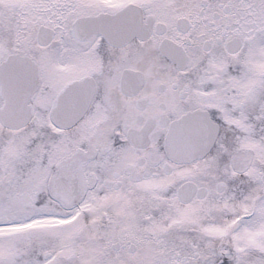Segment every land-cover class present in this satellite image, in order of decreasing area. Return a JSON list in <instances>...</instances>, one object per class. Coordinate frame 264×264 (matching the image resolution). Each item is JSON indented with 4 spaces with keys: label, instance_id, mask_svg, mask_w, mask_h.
<instances>
[{
    "label": "flooded vegetation",
    "instance_id": "flooded-vegetation-1",
    "mask_svg": "<svg viewBox=\"0 0 264 264\" xmlns=\"http://www.w3.org/2000/svg\"><path fill=\"white\" fill-rule=\"evenodd\" d=\"M127 2L129 0H40L37 13L48 21L55 37L73 39L74 20L102 13L112 15ZM137 4L143 7L146 18H153L149 38H137L126 46L115 48L97 31L88 36L89 44L81 47V52L92 57V75L99 84L97 109L91 110V121L70 134H60L59 130L50 128L45 132L43 119L35 122L34 133L41 135L40 140L45 144L42 165L47 169L51 161L66 153L81 158L84 130L92 134L93 156L108 153L109 163L102 177L108 174L109 178H103V183L123 186L160 176L168 168L175 169V164L165 155L162 135L172 120L196 109L207 110L213 120L219 122L218 139L225 144L224 104L218 100L216 82L201 78L206 71L205 61L224 60L232 54L228 44L233 41L241 40V49L245 47L250 26L264 21V0H171L168 8L144 1H137ZM178 19H181L180 24ZM131 69L133 72H127L125 79V92L121 89V76ZM131 73L135 75L132 78L129 77ZM45 99L46 96H42V100ZM42 106L47 107L46 102ZM95 117L101 120L98 122ZM130 130L142 133L148 143L133 144L127 138ZM31 135L30 132L27 136L29 142H39L38 136L34 139ZM68 175L79 176V170L74 167ZM205 186L211 191L212 184ZM2 188L0 179V192ZM128 221L130 227L124 228L119 235L124 241L119 245L125 253L135 254L142 263L157 264L173 250L155 243L154 238H147L160 233L141 228L139 213L129 214ZM197 252L199 254L186 259V264H247L241 256L212 255L203 249Z\"/></svg>",
    "mask_w": 264,
    "mask_h": 264
},
{
    "label": "rangeland",
    "instance_id": "rangeland-1",
    "mask_svg": "<svg viewBox=\"0 0 264 264\" xmlns=\"http://www.w3.org/2000/svg\"><path fill=\"white\" fill-rule=\"evenodd\" d=\"M8 1L0 0V61L11 52L21 51L35 55L41 62H44L43 56H49L53 63H63L58 53H52L50 45L54 42L42 48L36 39L25 37L28 3L24 5L23 0H16L15 16L11 17ZM250 32L247 47L231 58V64L221 61L207 64V77L214 79L220 89L225 121L235 129L230 149L215 148L204 159L177 165L168 176L163 174L136 183L126 193L129 206L134 207L129 208L149 217L141 227L160 233L147 238L167 240L169 249H179L176 245L181 244L175 242L185 244L192 239L191 243L203 239L208 250L220 245L225 253L246 254L263 264L264 25L254 26ZM56 48L60 50L62 46L57 44ZM64 61L73 62L72 58ZM242 106L248 116H242ZM247 164H250L248 169L240 173ZM188 177L202 182L224 178L227 186L215 198L208 195L183 204L177 198L176 189ZM32 191V187L27 189L24 200H32ZM47 199L49 205L45 207L48 209L21 210L24 214L16 215L20 220H14L13 194L9 192L1 200L0 264H70L67 259L76 264H150L142 263L135 254L111 246V231H106L108 224L104 225L109 222L105 197L95 200L88 194L76 207H70V212L51 196L46 197L45 203ZM214 199L217 200L213 202ZM77 211L80 212L79 224L72 219ZM18 221L24 225L15 227L13 224ZM54 230L60 235L57 243L51 245L53 237L50 235ZM196 247L199 249L193 246ZM50 248L55 249L53 257L43 258L44 251ZM164 251L165 248L161 250ZM171 255L176 258L177 252Z\"/></svg>",
    "mask_w": 264,
    "mask_h": 264
},
{
    "label": "water",
    "instance_id": "water-1",
    "mask_svg": "<svg viewBox=\"0 0 264 264\" xmlns=\"http://www.w3.org/2000/svg\"><path fill=\"white\" fill-rule=\"evenodd\" d=\"M126 14L118 15L115 18L125 25L129 24L132 28L134 20L125 16ZM0 82L2 92L6 97L1 119L11 125H21L28 118L26 103L33 94L37 83L35 62L28 57L11 54L0 66ZM88 83L89 88L85 94V100H82L83 104L78 116L83 112L86 102L92 95L93 83ZM74 91L77 92L78 90H65L60 95V101L64 99L74 100V98L80 97V93ZM199 114L201 113H188L173 122L165 140L166 152L173 160L188 162L195 158H201L210 148L215 139L217 125L210 122L208 118L201 121ZM195 190L196 186L193 183L186 182L178 190L179 198L187 202L192 198Z\"/></svg>",
    "mask_w": 264,
    "mask_h": 264
}]
</instances>
